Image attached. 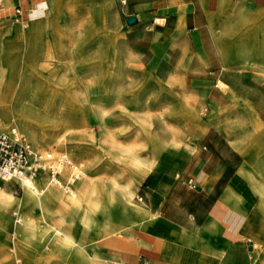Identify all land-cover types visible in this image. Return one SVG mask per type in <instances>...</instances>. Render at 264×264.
I'll list each match as a JSON object with an SVG mask.
<instances>
[{"label": "rangeland", "instance_id": "374dc122", "mask_svg": "<svg viewBox=\"0 0 264 264\" xmlns=\"http://www.w3.org/2000/svg\"><path fill=\"white\" fill-rule=\"evenodd\" d=\"M46 2L38 18L32 19L31 5L25 2L29 10L17 6L9 20L0 19L1 37L10 41L0 46V71L6 74L4 81L0 79V92L6 89L9 73L35 69L32 83L43 103L32 122L55 126L62 134L42 143V150L55 146L68 153L99 184L100 203L107 206L85 225L76 220L68 227L85 246L84 261L74 247L44 248L43 240L40 244L34 236L22 240L20 250L12 231L16 209L6 203L0 214L4 254L0 264H168L163 252L171 244L195 250L199 257H209L210 263L226 264L224 246L215 249L204 242L197 247L194 242L169 238L165 228L196 230L205 215L224 201L227 191L232 193L228 200L236 205L232 208L226 202L238 216L236 239L248 242L249 230L264 239V208L252 179V164L239 152L240 147L255 144L264 154L260 43L264 21L256 18L257 10L247 6L246 15H233L232 8L243 1L228 0L212 19L206 16L200 24L190 25L180 22L181 9L169 4L155 15L137 10L138 21L128 24L118 0ZM10 4L16 5L17 0ZM165 13L169 18L163 23L157 17ZM32 25L43 28L37 36L46 50L37 53L36 64L30 67L25 45L15 41V31ZM40 70L50 71L49 79ZM222 81L226 86L220 85ZM107 85L113 89L111 94ZM188 104L195 107L198 120L187 117ZM11 126L39 150L13 117L3 121L0 116V131ZM61 177L67 178L62 173ZM104 182H129L130 205L145 216L126 217L117 196L120 190L113 189L107 200ZM0 188L8 198L23 192L14 182L0 183ZM247 220L251 229L244 228ZM154 235L156 249L147 251L140 237ZM216 239L218 235L210 242ZM252 255L255 264L264 263L259 252Z\"/></svg>", "mask_w": 264, "mask_h": 264}, {"label": "bare ground", "instance_id": "6f19581e", "mask_svg": "<svg viewBox=\"0 0 264 264\" xmlns=\"http://www.w3.org/2000/svg\"><path fill=\"white\" fill-rule=\"evenodd\" d=\"M1 1L2 0H0V2ZM11 1L12 0H3L1 5H8L11 3ZM104 13L106 12L104 11ZM1 20L7 21L9 19L8 17H4L1 18ZM42 30L43 28L41 26L32 25L28 30L22 29L15 31L16 34L15 41H17L18 44L23 43L25 45L24 57H25V61H27L28 66L30 67H33L34 64H36V61L38 59L37 53L39 51L45 53L46 50L45 49L46 44L44 40L38 38L37 36L38 33H40ZM8 42L10 41L2 39L0 34V46L6 45L8 44ZM260 43H261V47H263L262 49H264V34L260 40ZM42 56L44 57L45 54H43ZM252 60L253 62L255 61L254 58H252ZM31 69L24 68L21 69L20 71L16 70L9 73L10 78L8 79V82L5 83L6 89L5 91L0 92V116L2 117L3 121H7L9 117H13L15 123L19 125L20 128L28 134L29 139L34 144V147L36 149L42 150V146H41L42 143L46 141L48 142L51 139H60L62 138V134L59 132L60 131L59 129L54 128L55 126L53 127L46 126V125H42V123L40 125H35L32 122V120H34L33 119L34 114L38 112V108L41 107V103H43V101L37 96V92L34 90V85L32 83L33 77L31 71H35V69L34 68ZM39 72H41L40 75H42V77L49 79L50 71L42 72L40 70ZM4 74L5 73H3V71H0V79H2V81H4L3 78L6 76V74L5 76ZM220 85L226 86L223 83V81L220 83ZM107 88H109L108 92L111 94L113 89L110 88L112 87L110 85H107ZM34 104L38 106H34ZM186 115L193 121L198 120L197 111L195 110V107L191 104L190 105L188 104V107L186 108ZM67 129L68 127L64 126V131H66ZM239 152L243 156V158L247 161V162L245 161L246 163L249 162V164H252V169H253V171H251L253 174L252 179L256 181L257 191L261 192V190L264 189L263 182L260 179L264 175V154L258 153L255 144L249 147H240ZM245 172L247 173V171ZM69 174H70V170L68 168L63 169L62 171L63 177H67ZM254 174L257 176V178H255ZM76 180H74L71 189L66 191L62 189L59 185H56L51 181H48L44 176H40V177L25 176L18 181L23 189L22 195L13 196L11 198L6 197L4 191L0 188V214L2 211H4V205L8 202H10L12 206L15 207L16 209L15 211L17 213V216L14 220L12 231L14 232L13 234H16L18 236L17 247H19L20 250L22 247V240L34 236L37 238L40 244L43 240L42 246L44 248L45 247L48 248V246H51L53 250L60 251L69 246L74 247L76 251L84 259V261L87 260L86 259L87 253L85 251V246L82 243H79L72 236V234L68 230V227L71 226V224H73V222H75L76 220L81 221V223L85 225L86 220L89 219V217L93 215L95 212L100 214L103 213L107 204L100 203V198H99L100 190L98 186L99 184L94 180H92L90 175H87V173L84 172L83 175L77 181ZM101 187L105 192L107 200L110 198L113 189L117 188L118 190H120L119 191L120 193L117 192V196L118 199L122 201V206H123L122 208L123 210H125L126 217L129 216L131 217L133 215H136L142 218L145 216L143 211H141L139 208H134L131 207L130 205L131 197H132V189L129 182L123 184L104 182L101 185ZM231 194L232 193L230 191L227 192L224 197V201L227 202L230 205V207L236 208V205L234 203H231L232 201L228 200L229 199L228 197ZM251 236L260 242L264 241V239H261L257 234L256 235L253 234ZM1 250L2 249H0V255L2 256L4 254L2 253ZM94 264H102V263L96 262Z\"/></svg>", "mask_w": 264, "mask_h": 264}, {"label": "crops", "instance_id": "0c3cea01", "mask_svg": "<svg viewBox=\"0 0 264 264\" xmlns=\"http://www.w3.org/2000/svg\"><path fill=\"white\" fill-rule=\"evenodd\" d=\"M118 1L119 7L121 8L123 14L126 15V18L128 16L135 15L138 21L139 14L137 13V10H143L145 13L155 15L158 13L159 9L168 7L169 4H173V7L176 5V7L181 9L178 12L180 22L196 25L205 20L206 16H210V19H212L214 16L213 14H216V12L219 11L228 0H125L124 3H121V0ZM242 1L243 2H241L240 5H236L232 8L233 15H246V7L250 6L257 10V12H255L256 18L264 21V0ZM25 2H27L28 5H31L30 10L25 8ZM46 4V0H17L16 5H1L0 19L10 15L17 6H20L21 10H29V15L33 16L32 19L38 18L43 13ZM157 18L163 19V23H166L169 18V13L159 15ZM229 86H231V89H233L234 92L237 91V87L234 84ZM260 179L262 180L263 178ZM258 193L259 203L264 208V189L261 190V192L258 191ZM226 205V202L219 201L216 209L209 211L194 231L184 228L179 232L178 229L175 230L165 228V231H167L165 234H167L169 238L177 239L178 241L184 240L194 242L197 247L202 245L204 242L215 249H217L218 245H222L227 250L226 264H255L256 258L252 254L257 251L262 257H264V241L260 242L252 237L251 235H256V233L251 230H249L250 233L247 236L248 242H245V244L241 243V239H236L234 230L238 223V216L234 210ZM249 225L250 222L247 220L244 228L251 229ZM214 235H218L220 239H218V241L216 239L212 243V241L210 242V238ZM140 238L142 239L141 241L147 245H142L144 249L147 251L156 249V235H154L153 238L147 236L146 238ZM130 247V249H135L134 246ZM128 253L134 255L136 254L135 251H128ZM163 253L164 256L169 259L168 264H217L216 262L210 263L209 257H199L195 250L189 251L172 244L167 248L165 247ZM129 262L130 264L132 263L131 261Z\"/></svg>", "mask_w": 264, "mask_h": 264}, {"label": "built area", "instance_id": "2783aa9c", "mask_svg": "<svg viewBox=\"0 0 264 264\" xmlns=\"http://www.w3.org/2000/svg\"><path fill=\"white\" fill-rule=\"evenodd\" d=\"M124 2L121 0V3ZM65 168L70 170V174L63 179L61 173ZM83 173L80 164L65 151L55 146L35 150L16 127L0 131V183L14 182L20 185L18 181L25 176H45L48 181L68 191L74 180ZM189 184L194 185L192 179H189Z\"/></svg>", "mask_w": 264, "mask_h": 264}, {"label": "water", "instance_id": "95a60500", "mask_svg": "<svg viewBox=\"0 0 264 264\" xmlns=\"http://www.w3.org/2000/svg\"><path fill=\"white\" fill-rule=\"evenodd\" d=\"M126 22H127L128 24H134V23L137 22V17H136L135 15L128 16V17L126 18ZM196 189H200V187H199V186H196Z\"/></svg>", "mask_w": 264, "mask_h": 264}]
</instances>
